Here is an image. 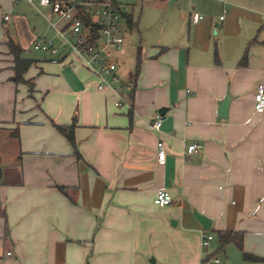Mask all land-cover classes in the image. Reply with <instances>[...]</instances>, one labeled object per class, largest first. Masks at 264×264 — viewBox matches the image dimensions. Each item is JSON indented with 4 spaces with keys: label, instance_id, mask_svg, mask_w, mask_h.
Returning a JSON list of instances; mask_svg holds the SVG:
<instances>
[{
    "label": "crops",
    "instance_id": "1",
    "mask_svg": "<svg viewBox=\"0 0 264 264\" xmlns=\"http://www.w3.org/2000/svg\"><path fill=\"white\" fill-rule=\"evenodd\" d=\"M42 17L38 35L24 16L16 39L0 29V264H264V115L254 111L264 0H144L122 25L136 33L132 66L124 36L119 82L101 91L65 51L27 56L36 41L59 42ZM8 40L31 61L21 83ZM55 125L73 127L74 145ZM191 144L200 148L188 155ZM158 190L170 205L154 204ZM193 212L211 221L208 249ZM217 232L240 244L222 246Z\"/></svg>",
    "mask_w": 264,
    "mask_h": 264
},
{
    "label": "built area",
    "instance_id": "2",
    "mask_svg": "<svg viewBox=\"0 0 264 264\" xmlns=\"http://www.w3.org/2000/svg\"><path fill=\"white\" fill-rule=\"evenodd\" d=\"M37 2L40 7L48 8L54 21L49 25L54 29L58 43L53 38L34 42L33 49L50 56H56L61 51L66 52L68 63L78 64L93 73L98 79L97 89L103 90L119 82L116 74L118 56L124 47L122 25L129 7L115 3L113 0H27ZM202 19L194 14L193 20ZM223 19V16L220 17ZM56 62V60L54 61ZM119 105V104H117ZM254 111L264 115V86L258 85L254 94ZM161 117L151 123V129L159 131ZM200 146L191 144L186 148V154L196 153ZM157 162L163 165L166 152L161 141L157 142ZM172 203L170 194L158 190L154 198L157 207H165ZM202 248L208 249L214 237L202 231L200 233ZM8 256L11 253H7ZM202 264H221L217 257H211Z\"/></svg>",
    "mask_w": 264,
    "mask_h": 264
},
{
    "label": "rangeland",
    "instance_id": "3",
    "mask_svg": "<svg viewBox=\"0 0 264 264\" xmlns=\"http://www.w3.org/2000/svg\"><path fill=\"white\" fill-rule=\"evenodd\" d=\"M62 1V0H59ZM116 3H120L129 7V13L132 12L133 9V18L137 19L140 13V5L144 0H113ZM43 16L52 17L51 12L48 8L40 7L37 2H34L33 5L29 4L27 0H0V29L4 28L3 33L5 32V27H9V33L13 38L16 39L17 33L16 28L14 26V21L17 16H24L25 19L30 23L31 26L35 27L36 35L41 34L45 31V25L43 21ZM4 19V23L2 20ZM55 19V18H54ZM123 36H125L126 43L131 48L128 59V66H132L133 60V51L132 47L136 42V33L124 32ZM27 56L33 59H42L44 57L42 53L38 51L27 50Z\"/></svg>",
    "mask_w": 264,
    "mask_h": 264
},
{
    "label": "trees",
    "instance_id": "4",
    "mask_svg": "<svg viewBox=\"0 0 264 264\" xmlns=\"http://www.w3.org/2000/svg\"><path fill=\"white\" fill-rule=\"evenodd\" d=\"M127 25L130 27L131 26V20L127 19ZM7 46L9 48L10 53L13 55V60H14V76L12 77V82L14 83H21L23 82L22 76L24 73L27 71V69L31 65L30 60H26L22 58V50L21 48L15 44L13 41L8 40ZM139 54V53H138ZM139 66H140V61L138 60L135 68V76L138 75L139 72ZM56 130L61 133L66 139L74 145V137H73V127L72 126H59L55 125ZM217 239L219 243L224 246L228 243L234 242L235 244L239 245L241 239L239 238L240 236L236 233L231 234V233H224V232H217L216 233ZM243 260L244 261H250V262H257L259 261L258 258L253 257L248 254H243Z\"/></svg>",
    "mask_w": 264,
    "mask_h": 264
},
{
    "label": "water",
    "instance_id": "5",
    "mask_svg": "<svg viewBox=\"0 0 264 264\" xmlns=\"http://www.w3.org/2000/svg\"><path fill=\"white\" fill-rule=\"evenodd\" d=\"M231 96L229 93H227L226 97L219 103V110H218V116L222 119H225L227 117V111H228V106H229V102H230ZM164 109H161L159 111L160 116H163L164 114ZM195 218L198 220V222L200 223L201 227L205 230L208 231L210 229V225H211V221L196 213L193 212ZM151 263H154V261L151 259L150 260Z\"/></svg>",
    "mask_w": 264,
    "mask_h": 264
}]
</instances>
